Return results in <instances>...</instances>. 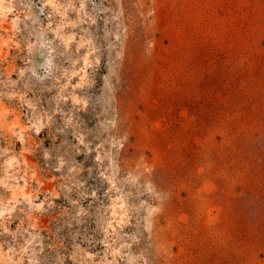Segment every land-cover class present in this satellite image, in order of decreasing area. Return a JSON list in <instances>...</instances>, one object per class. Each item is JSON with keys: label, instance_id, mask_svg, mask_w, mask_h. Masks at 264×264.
I'll return each mask as SVG.
<instances>
[{"label": "rangeland", "instance_id": "obj_1", "mask_svg": "<svg viewBox=\"0 0 264 264\" xmlns=\"http://www.w3.org/2000/svg\"><path fill=\"white\" fill-rule=\"evenodd\" d=\"M142 3L124 0L132 38L115 93V134L129 139L115 156L116 179L143 172L140 187L125 190L142 192L150 179L168 193L156 217L158 264H264V0ZM149 7L155 23H141ZM145 41L154 44L150 55ZM36 140L38 153L58 151L45 132ZM94 156L75 159L88 167ZM29 159L40 166L39 155ZM105 166L84 190H107ZM55 175L45 173L49 191ZM55 215L38 223L48 227Z\"/></svg>", "mask_w": 264, "mask_h": 264}, {"label": "clouds", "instance_id": "obj_2", "mask_svg": "<svg viewBox=\"0 0 264 264\" xmlns=\"http://www.w3.org/2000/svg\"><path fill=\"white\" fill-rule=\"evenodd\" d=\"M155 12L140 11L141 23L154 24ZM131 38L124 0H0V264H158L156 217L168 193L150 179L142 192L125 190L139 188L143 172L115 175L129 139L115 134L114 101ZM145 44L150 55L154 44ZM41 132L57 152L38 153ZM91 153L92 165L77 163ZM37 155L40 166L29 159ZM105 162L107 190H84ZM46 172L59 174L51 191ZM49 210L56 215L44 227Z\"/></svg>", "mask_w": 264, "mask_h": 264}]
</instances>
